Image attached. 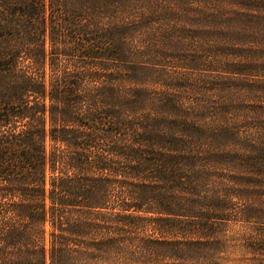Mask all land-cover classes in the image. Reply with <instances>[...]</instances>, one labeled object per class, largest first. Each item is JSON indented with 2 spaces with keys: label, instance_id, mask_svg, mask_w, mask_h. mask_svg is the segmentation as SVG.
<instances>
[{
  "label": "trees",
  "instance_id": "16d2710c",
  "mask_svg": "<svg viewBox=\"0 0 264 264\" xmlns=\"http://www.w3.org/2000/svg\"><path fill=\"white\" fill-rule=\"evenodd\" d=\"M0 264H264V0H0Z\"/></svg>",
  "mask_w": 264,
  "mask_h": 264
}]
</instances>
